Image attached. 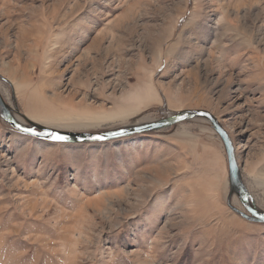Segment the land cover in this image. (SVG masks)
Masks as SVG:
<instances>
[{"label": "rangeland", "instance_id": "1", "mask_svg": "<svg viewBox=\"0 0 264 264\" xmlns=\"http://www.w3.org/2000/svg\"><path fill=\"white\" fill-rule=\"evenodd\" d=\"M0 76L28 127L211 112L264 212V0H0ZM230 185L205 118L61 143L0 117V264H264Z\"/></svg>", "mask_w": 264, "mask_h": 264}, {"label": "water", "instance_id": "2", "mask_svg": "<svg viewBox=\"0 0 264 264\" xmlns=\"http://www.w3.org/2000/svg\"><path fill=\"white\" fill-rule=\"evenodd\" d=\"M1 77V76H0ZM2 78V77H1ZM10 108H12L4 99L1 91H0V117L3 119L4 122L11 125L14 129L20 131L23 134L30 135L28 133L23 132L21 129L23 128H35L37 131L42 132H56L61 135L67 136L68 140L66 141H54L48 139L46 136H33L36 138L44 139L47 141L52 142H61V143H83V142H105L110 140H115L119 138L124 137H130L137 134L147 133V132H153L156 130H160L163 128H168L180 123L193 121L198 118H205L213 123L216 132L220 136L225 151L227 153L228 158V165H229V172H230V184L231 189L230 193H236L249 213L246 214L245 212L236 209L239 213H241L243 216L257 221V222H264V212L259 210L257 203L255 202V199L251 195V192L247 188V186L244 183L242 172L240 169V166L237 162V157L235 153V147L233 145V141L227 132V130L223 127V125L218 121V119L209 111L201 110V109H187V110H181L177 114L167 117L158 119L152 122H146V123H138L135 125H129L122 127L121 129H115L111 131H105V132H87V133H81V132H73V131H65V130H59L55 128H51L39 123H34L32 121H29L32 125V127H28L20 122H18L15 117L12 115ZM13 109V108H12ZM14 110V109H13ZM18 114H21L18 112ZM22 115V114H21ZM99 137H104L103 139H100Z\"/></svg>", "mask_w": 264, "mask_h": 264}, {"label": "snow or ice", "instance_id": "3", "mask_svg": "<svg viewBox=\"0 0 264 264\" xmlns=\"http://www.w3.org/2000/svg\"><path fill=\"white\" fill-rule=\"evenodd\" d=\"M23 132L28 133L33 136H46L50 140L54 141H66L68 140L67 136L61 135L56 132H42V131H37L35 128H23L21 129ZM100 139H103L104 137H99Z\"/></svg>", "mask_w": 264, "mask_h": 264}, {"label": "bare ground", "instance_id": "4", "mask_svg": "<svg viewBox=\"0 0 264 264\" xmlns=\"http://www.w3.org/2000/svg\"><path fill=\"white\" fill-rule=\"evenodd\" d=\"M15 101H17L16 98H15ZM10 111H11V108H10ZM11 113H12V111H11ZM12 115H13V114H12ZM30 121H31V120H30ZM95 133H96V132H95ZM96 142H97V141H96ZM98 142H99V141H98ZM100 142H101V141H100ZM83 143H87V142H83ZM88 143H89V142H88ZM237 162H238V160H237ZM238 165H239V162H238ZM242 178H243V177H242ZM230 187H231V185H230ZM230 189H231V188H230ZM230 194H231V193H230ZM233 194H234V193H233ZM233 194H232V195H233Z\"/></svg>", "mask_w": 264, "mask_h": 264}]
</instances>
